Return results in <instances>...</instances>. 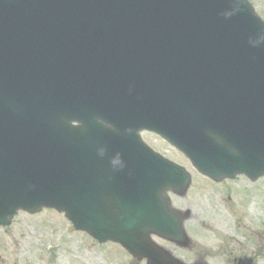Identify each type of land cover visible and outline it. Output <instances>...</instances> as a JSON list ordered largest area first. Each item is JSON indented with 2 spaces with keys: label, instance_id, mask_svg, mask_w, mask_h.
<instances>
[{
  "label": "water",
  "instance_id": "water-1",
  "mask_svg": "<svg viewBox=\"0 0 264 264\" xmlns=\"http://www.w3.org/2000/svg\"><path fill=\"white\" fill-rule=\"evenodd\" d=\"M79 122L78 125L73 122ZM264 173V20L247 0H0V225L63 211L147 264H183L167 189Z\"/></svg>",
  "mask_w": 264,
  "mask_h": 264
},
{
  "label": "rangeland",
  "instance_id": "rangeland-1",
  "mask_svg": "<svg viewBox=\"0 0 264 264\" xmlns=\"http://www.w3.org/2000/svg\"><path fill=\"white\" fill-rule=\"evenodd\" d=\"M250 2L264 18V0ZM142 137L192 175L184 195H171L173 206L188 213L184 227L191 240L190 248L174 249V255L190 262L200 253L215 252L216 248L218 258L209 260L223 264L225 257L221 255L232 252L234 246L241 248L252 241H264V176L255 183L246 176H236L233 180L223 178L217 184L199 176L182 154L156 135L143 132ZM157 241L169 247L168 243ZM144 263L125 254L115 242L93 243L88 235L71 229L64 216L52 209L36 215L19 212L9 225L0 228V264Z\"/></svg>",
  "mask_w": 264,
  "mask_h": 264
},
{
  "label": "flooded vegetation",
  "instance_id": "flooded-vegetation-1",
  "mask_svg": "<svg viewBox=\"0 0 264 264\" xmlns=\"http://www.w3.org/2000/svg\"><path fill=\"white\" fill-rule=\"evenodd\" d=\"M191 240L189 239L186 242L185 247H182L183 249L191 246ZM239 247L238 245L234 246L232 248V252L230 253H223L221 256L225 257V262L223 264H239L243 260H249L251 264H264V241H252L250 244H243V246L240 248V250H237L234 252V248ZM178 248L175 246H172V251H175ZM215 252L206 251L203 253H200L197 258L192 261L197 264H214V261L209 260L210 257L218 258L215 253L218 252V250H214ZM216 255V256H215Z\"/></svg>",
  "mask_w": 264,
  "mask_h": 264
}]
</instances>
